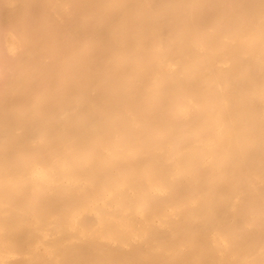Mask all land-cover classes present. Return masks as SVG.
Returning <instances> with one entry per match:
<instances>
[{
  "label": "bare ground",
  "instance_id": "obj_1",
  "mask_svg": "<svg viewBox=\"0 0 264 264\" xmlns=\"http://www.w3.org/2000/svg\"><path fill=\"white\" fill-rule=\"evenodd\" d=\"M0 264H264V0H0Z\"/></svg>",
  "mask_w": 264,
  "mask_h": 264
}]
</instances>
